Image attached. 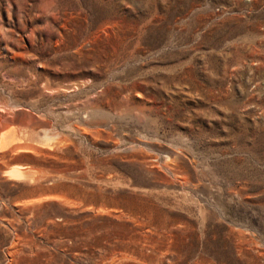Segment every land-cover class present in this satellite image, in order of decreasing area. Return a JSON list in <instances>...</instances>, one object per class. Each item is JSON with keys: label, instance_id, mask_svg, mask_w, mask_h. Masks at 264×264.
I'll use <instances>...</instances> for the list:
<instances>
[{"label": "rangeland", "instance_id": "obj_1", "mask_svg": "<svg viewBox=\"0 0 264 264\" xmlns=\"http://www.w3.org/2000/svg\"><path fill=\"white\" fill-rule=\"evenodd\" d=\"M1 131L0 264H264V0H0Z\"/></svg>", "mask_w": 264, "mask_h": 264}, {"label": "bare ground", "instance_id": "obj_2", "mask_svg": "<svg viewBox=\"0 0 264 264\" xmlns=\"http://www.w3.org/2000/svg\"><path fill=\"white\" fill-rule=\"evenodd\" d=\"M5 132V131H4ZM15 137V136H14ZM14 137L11 136V138L9 137H4L3 136V131L0 132V148L3 149V147L5 148V146H7V144L14 140ZM17 138V137H15ZM20 138V137H19ZM44 138V137H43ZM21 139V138H20ZM47 141V140H46ZM47 143V142H46ZM45 143V144H46ZM10 144V143H9ZM43 146V145H42ZM5 172L8 174L9 177L11 178H16V180H18L19 178H22L24 179L27 175V172L22 170V169H19V168H10V169H6L4 170V174ZM24 177V178H23ZM30 177V176H29ZM32 177V176H31ZM27 179V178H26ZM29 179V178H28ZM32 179V178H31ZM21 180V179H19ZM30 180V179H29Z\"/></svg>", "mask_w": 264, "mask_h": 264}]
</instances>
